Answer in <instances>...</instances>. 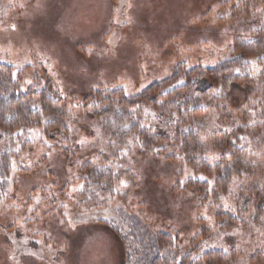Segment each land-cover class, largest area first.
Listing matches in <instances>:
<instances>
[{
    "label": "rangeland",
    "instance_id": "obj_1",
    "mask_svg": "<svg viewBox=\"0 0 264 264\" xmlns=\"http://www.w3.org/2000/svg\"><path fill=\"white\" fill-rule=\"evenodd\" d=\"M239 42L264 44V0H0V61L23 90L51 81L67 113L53 129L46 118L0 129V152L18 154L9 188L0 186V264H123L114 232L128 233L134 217L152 234L170 231L180 253L219 249L230 256L224 264H264V224L254 221L264 197V54L247 60L239 81L210 92L191 120L203 147L193 161L170 149L140 155L135 140L117 148L85 103L94 89L139 94L177 67L174 86H183L187 71L238 57ZM246 127L242 140L228 139ZM235 149L245 151L243 169L230 157L222 163ZM86 162L113 166L127 185H116L106 208L84 209L80 192L69 194L83 185ZM227 170L225 190L215 183ZM190 180L207 181L208 197L187 189ZM65 212L78 217L71 230L58 223Z\"/></svg>",
    "mask_w": 264,
    "mask_h": 264
},
{
    "label": "trees",
    "instance_id": "obj_2",
    "mask_svg": "<svg viewBox=\"0 0 264 264\" xmlns=\"http://www.w3.org/2000/svg\"><path fill=\"white\" fill-rule=\"evenodd\" d=\"M236 46L238 57L209 69L187 71L183 86H174L183 76L181 67H177L172 77L152 83L139 94L128 96L121 89H94L85 98V103L92 104L90 120L98 123L105 136L119 149L135 140L139 143L140 155H150L156 149H170L193 161L194 157L203 153V147L196 131L189 126L191 120L206 111L204 101L210 92L239 81L247 71V60L264 54V44L261 42H239ZM236 69L242 72L239 74ZM14 70L13 66L0 61V129L12 132L21 128L26 130L40 126L44 118L48 121V128L61 127L67 115L61 104L66 100L52 82L47 81L46 85L36 82L23 90L21 81L11 78ZM153 110L156 112L153 119L150 115L144 119L145 114ZM250 130L247 127L236 129L228 139L240 141L242 135ZM258 137L261 138V134ZM28 143L29 141L21 146L20 153L26 152ZM236 152L234 156H225L222 163H228L230 157L234 159L235 170L243 169L241 159L245 151ZM17 155V152L9 150L0 152V186L3 192L10 186L13 158ZM172 158L175 159L174 156ZM201 166L207 167V164L202 161ZM79 169V180L84 185V190L78 194L80 206L87 210L108 207L116 193L112 189L119 184L122 174L113 166L95 165L91 162H86ZM232 176L233 171H225L216 179L215 186L226 190L232 182ZM186 187L205 198L209 195L210 186L207 181L190 180ZM254 207L257 210L255 223L264 224L263 196L256 201ZM129 220L131 226L128 233L122 235L119 231L114 232L125 248L123 264H224L229 260L230 256L219 249L200 252L196 248L190 253H180V249L173 244L170 231L152 234L137 218Z\"/></svg>",
    "mask_w": 264,
    "mask_h": 264
},
{
    "label": "snow or ice",
    "instance_id": "obj_3",
    "mask_svg": "<svg viewBox=\"0 0 264 264\" xmlns=\"http://www.w3.org/2000/svg\"><path fill=\"white\" fill-rule=\"evenodd\" d=\"M129 7H131V5H129ZM14 29H15V26H13V30ZM108 42L111 43L112 41L109 40ZM87 51H88V54L90 56L93 55V49H88ZM236 71H239V69H236ZM15 77H16V73H12L11 74V78H15ZM180 83H183V81H180ZM218 94L219 93L214 92V95H218ZM241 139H243V137H241ZM129 143H131V142H129ZM241 147H243V146H241ZM122 154H126V153H122ZM201 178L202 179H206L204 177H201ZM119 183L124 185L125 187H127V185L124 184L123 180H120ZM83 190H84V185H80L79 188H73L69 194L71 195L72 193H75V192H82ZM112 191L113 192H119V189L118 188L117 189H112ZM97 195H99V193H97ZM109 196L111 197V192H110ZM101 199H103V197H101ZM221 199H223V198H221ZM64 207L67 208V205H64ZM225 207H228V205H225ZM63 216H64V218L60 219L58 221L59 225L63 226L64 229H67V230L73 229L75 227L76 223H77L78 217L75 214H69L67 212H65L63 214ZM49 247H51V245H49Z\"/></svg>",
    "mask_w": 264,
    "mask_h": 264
}]
</instances>
